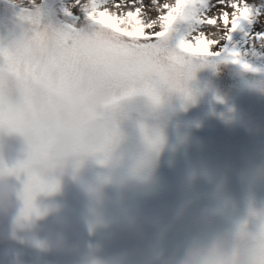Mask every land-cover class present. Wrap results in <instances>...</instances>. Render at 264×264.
Masks as SVG:
<instances>
[{"label":"rangeland","instance_id":"rangeland-1","mask_svg":"<svg viewBox=\"0 0 264 264\" xmlns=\"http://www.w3.org/2000/svg\"><path fill=\"white\" fill-rule=\"evenodd\" d=\"M30 1L39 4L0 0V44L9 47L15 61L10 68L4 62L3 93H19L5 103L17 109L23 133L21 147L8 146L0 160L12 169L19 156L39 149L43 140L36 127L50 122L55 157L49 163L56 160L57 139L67 134L72 138L67 163L75 165L87 156L95 134V123L87 117L97 109L105 82L86 61L103 42L83 15L65 27L58 14L71 0ZM43 4L51 17L22 12ZM64 52L78 64L64 67L69 84L58 91L51 84L58 79ZM259 69L251 73L210 63L193 74L189 101L173 95L152 106L144 97L132 98L119 119L123 139L113 159L101 165L90 158L80 170L90 184L104 177L101 226L89 229L82 222L87 197L66 173L55 197L73 220L65 253L45 255L17 243L11 264H193L212 248L230 250L239 226L251 230L264 214V69ZM24 80L32 88L27 100L20 95ZM141 125L158 139L154 149L145 143ZM30 140L37 146L30 147ZM41 156L39 164H44Z\"/></svg>","mask_w":264,"mask_h":264},{"label":"snow or ice","instance_id":"snow-or-ice-1","mask_svg":"<svg viewBox=\"0 0 264 264\" xmlns=\"http://www.w3.org/2000/svg\"><path fill=\"white\" fill-rule=\"evenodd\" d=\"M217 4L221 5L218 16L207 15L210 8L215 7L210 0H175L174 4L151 0L149 6L144 0H71L64 6L58 15L64 17L66 28L83 15L103 42L95 56L86 61L105 82V89L98 98L100 106L87 117L95 123L87 156L101 165L113 159L123 139L119 119L134 97H144L152 106H158L162 98L173 95L189 101L192 99L189 82L193 74L210 63H229L251 73L260 71L249 61L264 58V25L259 31L252 30L258 18L264 16V0L254 4L246 0H227V3L217 0ZM146 7L158 13L156 18H147ZM227 8L232 9L231 13ZM22 12L24 15L39 12L41 18L45 14L53 15L45 4ZM204 25L215 28L213 38L206 37L200 30ZM157 26L159 30H155ZM194 32L198 34L193 36ZM162 51L167 53L163 62L160 60ZM5 60L9 68L15 62L9 47L0 44V125L18 128L21 117L17 109L2 99ZM69 64L74 67L78 61L69 53H62L58 60V79L51 84L58 91L68 87L69 79L63 69ZM20 88L21 98L27 100L32 90L30 81H22ZM140 132L149 148L157 147L158 139L143 125ZM143 163L139 162L136 168ZM24 167L25 162L17 161L8 169L0 160V172H17ZM57 187L56 181L45 182L37 175L26 174L22 192L25 211L33 210L32 202L39 192L53 193ZM193 264H264V214L257 218L251 230L246 225L239 226L236 242L230 250L212 248L197 255Z\"/></svg>","mask_w":264,"mask_h":264},{"label":"clouds","instance_id":"clouds-1","mask_svg":"<svg viewBox=\"0 0 264 264\" xmlns=\"http://www.w3.org/2000/svg\"><path fill=\"white\" fill-rule=\"evenodd\" d=\"M166 56L167 53L162 51L160 60L163 62ZM103 91L104 89H101L100 94ZM164 98L159 105L163 103ZM99 106L98 103L97 108ZM71 140V136L67 134L59 137L56 143V160L49 164H38L34 168L35 175L45 182L56 181L58 187L53 193L39 192L33 199L32 211H25L21 174L11 171L0 172V224L4 225L0 231V243L8 245L23 243L45 255L59 256L65 253L70 243L69 235L73 220L65 205L59 203L55 197L61 191L60 178L66 173L87 197L81 211L82 222L89 229L101 226L106 199L103 192L104 177L98 176L95 184L82 179L80 170L90 156L69 166L67 162L70 159L68 149ZM35 143L30 140L29 146H35Z\"/></svg>","mask_w":264,"mask_h":264},{"label":"flooded vegetation","instance_id":"flooded-vegetation-1","mask_svg":"<svg viewBox=\"0 0 264 264\" xmlns=\"http://www.w3.org/2000/svg\"><path fill=\"white\" fill-rule=\"evenodd\" d=\"M18 94L19 93H3L2 94L3 102L4 103L6 102L7 97H12V96L17 97ZM17 108L22 109V106L17 104ZM29 111L31 112L32 109L30 108ZM49 125H51L50 122H47L46 124H41L40 126L36 127V131H35L36 134H38L41 137V139L43 140L42 143L40 141H38V143H37L38 146L40 145L39 149L33 148V150H30L24 156H19L20 158L17 159V161L25 162L26 168L24 170H22V169L17 170V172H19L21 174L23 179H24L25 175L28 173L34 174V168L40 162H42L40 160L41 155H42L41 159L43 160L44 164H49L51 158L55 157V150H54V143H53L54 134H52V131H51L52 127ZM8 133H10L9 134L10 137H8L9 140L7 139ZM22 134H23L22 133V122H21L20 127H18V128H9L7 126L0 125V154L2 152H5L6 150H9L10 148H8V146H10V145L13 146V143H15V145L21 147V145L23 144V139L21 137ZM12 136H14V137H12ZM10 140L16 141V142H9ZM43 145L45 147H43ZM35 146H37V145H35ZM0 231H1V229H0ZM14 245L2 244L0 246V261H2V264H11L12 263L11 257H13L15 255V253L12 251V249H14ZM12 254H14V255H12ZM33 264H45V263L34 262Z\"/></svg>","mask_w":264,"mask_h":264},{"label":"bare ground","instance_id":"bare-ground-1","mask_svg":"<svg viewBox=\"0 0 264 264\" xmlns=\"http://www.w3.org/2000/svg\"><path fill=\"white\" fill-rule=\"evenodd\" d=\"M29 2H31L30 0H27V2L25 3V4H29ZM170 2V0H168V1H162V0H159V3H169ZM246 2H248V3H252V4H254V3H260V1L259 0H246ZM32 3V2H31ZM71 3V2H70ZM69 3V4H70ZM150 3H151V0H144V4L146 5V6H149L150 5ZM210 3L212 4V5H219V4H217V0H210ZM225 3H227V0H225ZM32 4H39V3H32ZM66 5H68V4H66ZM145 11L148 13V15H147V18H156V16L158 15V13L153 9V10H151V11H148V8L146 7V9H145ZM207 15L208 16H213V15H216V16H218L219 15V12L217 11V10H215V9H213V7L212 8H210V10L207 12ZM219 22V21H218ZM260 22V23H259ZM262 25H264V16H261V18H258V24H256L254 27H253V31L255 32V31H259V30H261V27H262ZM207 27V26H210V25H204L203 27ZM155 30H159V28H158V26L156 27V29ZM201 31H203L204 33H205V35H206V37H208V38H213V33L215 32V29H214V31H204L202 28L200 29ZM145 31H149L148 29H146ZM198 33H196V32H194L192 35L193 36H195V35H197ZM190 39H191V37H190ZM194 42V41H193ZM256 47L259 49V44L257 43L256 44ZM249 62H251L253 65H254V67H257V68H263L264 69V58H260V57H257V58H254V59H250V61Z\"/></svg>","mask_w":264,"mask_h":264},{"label":"water","instance_id":"water-1","mask_svg":"<svg viewBox=\"0 0 264 264\" xmlns=\"http://www.w3.org/2000/svg\"><path fill=\"white\" fill-rule=\"evenodd\" d=\"M204 122H206L205 120H204ZM26 167H24L22 170H24Z\"/></svg>","mask_w":264,"mask_h":264}]
</instances>
